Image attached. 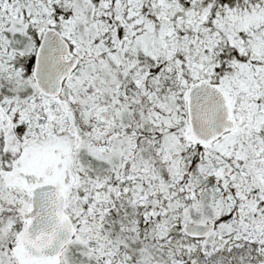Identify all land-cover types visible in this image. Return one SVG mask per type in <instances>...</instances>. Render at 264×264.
<instances>
[{"label":"snow or ice","instance_id":"6c2138e0","mask_svg":"<svg viewBox=\"0 0 264 264\" xmlns=\"http://www.w3.org/2000/svg\"><path fill=\"white\" fill-rule=\"evenodd\" d=\"M0 264H264V0H0Z\"/></svg>","mask_w":264,"mask_h":264}]
</instances>
